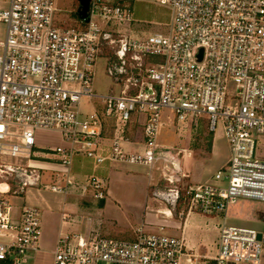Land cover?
I'll list each match as a JSON object with an SVG mask.
<instances>
[{
  "label": "built area",
  "instance_id": "1",
  "mask_svg": "<svg viewBox=\"0 0 264 264\" xmlns=\"http://www.w3.org/2000/svg\"><path fill=\"white\" fill-rule=\"evenodd\" d=\"M142 1L168 8L167 34L124 31L122 25L134 20L129 3L92 0L87 28L81 30L54 24V14L60 10L57 0H9L0 9V21L6 28L0 53V153L33 156L37 131L57 130L69 146L50 151L68 166L77 155L88 158L93 165L88 185L99 200L107 196L96 172L104 163L154 168L162 161L163 177L172 186L156 194L169 204L185 200L189 209L213 215L226 213L239 199L264 202V160L256 157L264 136V0ZM108 45L116 47L108 73L120 81L129 72L132 76L125 78L120 95L102 97L105 109L101 116L97 109L83 110L81 102L97 96L92 89L94 63ZM152 55L162 56L163 62L149 66ZM126 56L133 62L131 71L125 66ZM230 81L236 84L235 107L225 103ZM72 82L78 88L65 86ZM164 108L171 109L178 122L206 115L209 132L221 121L231 157L214 177L217 182L226 181L225 186L186 183L188 174L178 165L183 155L171 150L158 154ZM136 111L139 118L143 116L141 153L122 147L129 119ZM103 116L114 121L108 141L103 139ZM12 126H19L21 133L11 131ZM13 136L18 143L6 141ZM15 169L0 164V173H15ZM23 176L18 184L21 190L39 182L34 169H23ZM51 189L66 192L59 184ZM10 192L17 189L0 184V237L4 239L0 261L21 264L41 238L42 211L26 206L21 220L13 221L11 201L5 196ZM62 220L69 222L70 216L64 213ZM259 233L223 225L214 264H264V233L260 238ZM184 249L183 238L142 229L134 240L95 232H61L53 264H181Z\"/></svg>",
  "mask_w": 264,
  "mask_h": 264
},
{
  "label": "rangeland",
  "instance_id": "2",
  "mask_svg": "<svg viewBox=\"0 0 264 264\" xmlns=\"http://www.w3.org/2000/svg\"><path fill=\"white\" fill-rule=\"evenodd\" d=\"M115 2L116 0H107ZM9 0H0V9H4L8 6ZM128 1H123V4ZM59 11L54 14V24L60 28H76L78 30L87 28L88 23L80 19L78 16L79 1L78 0H57ZM160 6L151 2L150 4H138L137 7L142 9L140 16L147 20L156 18L155 13L157 7ZM164 7V6H163ZM166 8V7H165ZM96 21L100 19L94 18ZM127 31L133 29L135 34L141 32L155 33L161 32L167 34L168 27L156 25L154 23H140V22H126L122 25ZM138 30H141L138 31ZM5 24L0 22V53L2 52L3 44L6 36ZM114 38L118 39L119 35L114 34ZM116 47L112 45L105 46L101 54L96 58L93 68V81L92 89L97 95L92 98H83L81 102V108L83 110H93L104 113L105 105L102 97L108 95H120L125 85V78L132 76L129 72L124 76V81L116 80V78L108 73V65H113L115 61ZM149 66L163 62V57L159 55L149 56ZM126 68L131 71L133 68V62L128 56L125 58ZM65 86L69 89L78 88L77 82L66 83ZM236 84L230 81L227 85L226 105L235 107L238 104L236 98ZM162 126L160 129V135L158 139L157 152L160 154L164 150H171L174 152H180L183 155L182 160L178 163L180 169L184 173H189L190 164L195 159L193 155L191 158L187 157V154L194 153L198 150L206 151L204 166L206 167L205 177L209 182L225 186L226 181L217 182L214 175L221 166H227L228 160L231 157V149L226 138L223 126L219 120L217 128L209 133L208 119L206 115L198 118L189 116L187 120L178 122L176 114L168 108H164L162 111ZM138 122V112H133L127 128L136 125ZM112 120L106 121V129L109 131L112 126ZM11 131L15 133H21L22 129L19 126H12ZM37 135V134H36ZM42 140L37 142L35 147V153L33 156L27 153H19L17 155H9L0 153V164L7 165L19 169H29L30 160L37 159V156L42 152H47L50 158H57L59 155L50 151V143L53 142L52 136L41 133ZM211 135L213 143V153L208 151L210 145ZM202 140H201V139ZM208 139V141H206ZM8 142L18 143L19 139L15 136L8 137ZM210 141V142H209ZM126 141L122 142V147L126 150ZM54 148V147H52ZM258 159L264 160V136L257 146ZM125 174H133L137 177L134 180V184L130 182L128 178L122 180L111 179L108 183L109 190L112 192L114 198L118 201V204L109 206L104 214L100 217L94 215L92 209H86L84 215H81V209L77 213V217L73 218L70 223L78 224L77 228L72 225L70 232L86 234L88 223L93 219L92 225L94 229L100 232V236L116 238L119 240H134L138 229H142L148 234H159L167 236H176L178 238H184L188 244L190 250L186 253H182L180 256L181 264H207L205 261H212L211 258H202L204 254L214 255L219 245V238L221 228L223 225H234L240 227H247L255 229L257 232L264 233V202L239 199L236 205L231 206L225 213H215L213 215H204L197 210L189 209L185 200H179L177 205L173 207L168 202L162 200L157 196V190H167L170 185L163 177V163L158 161L154 168L139 164H123ZM218 169V170H216ZM16 173L9 170L4 173H0V182L14 183V177ZM151 175V179L149 178ZM190 175V173H189ZM22 179V178H21ZM131 180V181H133ZM184 182L188 183L190 180L186 178ZM191 183V182H190ZM207 183V182H206ZM194 184V183H192ZM203 184V183H201ZM182 185V184H181ZM177 186V185H174ZM107 187V189H108ZM107 198V197H106ZM99 204L97 207H100ZM159 207H168L172 211V215H166L160 213L157 210ZM92 211V212H91ZM75 215V216H76ZM108 230V234H103L101 230ZM67 229L64 232H68ZM4 239L0 237V241ZM56 245V244H55ZM51 248V247H50ZM55 249V246L53 247ZM184 252V250H183ZM194 257L197 260L194 261ZM190 258V259H189ZM21 264H33L32 259L23 260Z\"/></svg>",
  "mask_w": 264,
  "mask_h": 264
},
{
  "label": "crops",
  "instance_id": "3",
  "mask_svg": "<svg viewBox=\"0 0 264 264\" xmlns=\"http://www.w3.org/2000/svg\"><path fill=\"white\" fill-rule=\"evenodd\" d=\"M150 4V2L142 1V0H133L132 8H133V18L134 22L140 23H154L156 25L166 26L165 24L169 23L170 21V12L168 8L163 6H158L157 11L155 13V17L153 19L147 20L140 16L142 14V9L137 7L138 4ZM9 5V3H8ZM1 22V21H0ZM3 23V22H2ZM124 31L135 34L133 29L127 31L124 28ZM141 32V30H138ZM142 33V32H141ZM156 33V32H155ZM96 109V108H95ZM85 111H92V110H85ZM101 116L104 114L99 111ZM105 127L103 131V139L109 140L112 137L113 131V124L114 121L111 118H106L103 116ZM108 119L112 120V126L109 131L106 129V121ZM140 121L137 122L136 125L130 126V128H126V151L127 152H138L141 153L144 150V135L142 129V120L143 116L140 118ZM128 126V125H127ZM41 133H46L53 138V142L50 143V149L56 146H69V143H66L61 135V133L57 130H38L36 135V140L38 143L42 140ZM202 140V139H201ZM198 146H196L195 150H198L194 153L187 154L189 159L194 156V160L190 164V175L188 173V179L190 180V184L197 185L200 183H208L211 179L210 177L208 180L205 177L206 174V167L204 166L205 160V153L204 150H199ZM213 143L212 139L210 145L208 146V151H212L213 153ZM56 155V154H55ZM230 160V159H229ZM228 160V162H229ZM227 162V163H228ZM123 164L128 163H121V162H106L102 166L97 169V174L102 178L106 191H107V198L105 199H97L95 198V191L92 187L88 185V179L91 173L93 172V165L92 162L83 155H77L74 159V162L71 166L63 164L60 159L57 158H50L47 152H42L37 156V159L30 160V168L36 171V175L39 178V182L35 183V185L25 187L24 189H20L18 183L15 181L14 183L8 182H0L5 183L7 186H13L17 189V192H10L9 194H5V196L10 198L11 201V218L13 221L19 222L21 220V215L24 207L26 206H37L42 211V235L39 242L34 245L28 252V254L24 257L23 260L32 259L33 264H53V247L56 244L57 238L61 232L66 231L67 229L70 232L72 229V225L77 228L78 224H71L70 221L79 213L81 209V214L84 215L82 211L85 212L86 209H92L94 211V215L100 217L102 214L106 212L109 206L116 205L115 202L118 204L116 198H114L112 192L109 190L108 183L111 179H130V182L134 184L133 179H137V177L133 174H125L124 173V166ZM225 167V166H224ZM223 168L220 165L218 169ZM216 169V170H218ZM151 179V175L149 177ZM133 180V181H131ZM59 184L66 188L65 193H58L54 192L51 189V185ZM6 187V186H3ZM108 187V189H107ZM162 191V190H157ZM165 201V200H164ZM166 202V201H165ZM101 204L100 207H97ZM236 205V204H235ZM91 211V212H92ZM158 212L172 215V211L168 207H159L157 208ZM68 214L70 216L69 222H63L62 216L63 214ZM77 214V215H76ZM76 215V216H75ZM93 219L90 220V224L88 223L87 233L90 234L91 232H95L100 235V232L94 229L92 225ZM103 234H108L109 231L103 229L101 230ZM184 239V238H183ZM185 241V249L183 253H186L190 250L191 247ZM51 247V248H50ZM218 250V248H217ZM209 255L204 254L202 258H211L212 261H205L207 264H214V257L217 255ZM186 251V252H185ZM190 259V258H189ZM22 260V261H23ZM197 260V257H194V261Z\"/></svg>",
  "mask_w": 264,
  "mask_h": 264
},
{
  "label": "water",
  "instance_id": "4",
  "mask_svg": "<svg viewBox=\"0 0 264 264\" xmlns=\"http://www.w3.org/2000/svg\"><path fill=\"white\" fill-rule=\"evenodd\" d=\"M79 1V8H78V16L80 19L84 20L85 22L89 21V8L90 3L92 0H78ZM123 52V50L121 51ZM202 52V51H201ZM200 58L202 57V53H200ZM15 175H18V177H15V181L19 184L24 180L23 176V169L16 168L15 169ZM22 178V179H21ZM168 201V198H165ZM170 204L175 207L177 205V202L175 200H172ZM258 237H261V233H259Z\"/></svg>",
  "mask_w": 264,
  "mask_h": 264
},
{
  "label": "trees",
  "instance_id": "5",
  "mask_svg": "<svg viewBox=\"0 0 264 264\" xmlns=\"http://www.w3.org/2000/svg\"><path fill=\"white\" fill-rule=\"evenodd\" d=\"M123 1H124V3H125V1H128L129 4H132V2H133V0H116L114 3H122L123 4ZM209 133H211V132H209ZM209 138H210L209 140L211 141V135H209ZM206 141H208V139ZM0 264H12V263L11 262H7V261L6 262L5 261H0Z\"/></svg>",
  "mask_w": 264,
  "mask_h": 264
}]
</instances>
